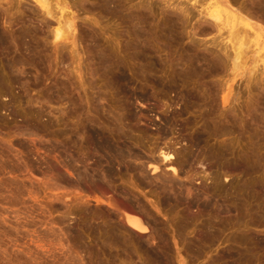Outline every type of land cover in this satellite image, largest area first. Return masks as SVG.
Instances as JSON below:
<instances>
[{
	"label": "rangeland",
	"instance_id": "obj_1",
	"mask_svg": "<svg viewBox=\"0 0 264 264\" xmlns=\"http://www.w3.org/2000/svg\"><path fill=\"white\" fill-rule=\"evenodd\" d=\"M28 1L0 0V36L6 41L0 46V264H235L242 252H249L250 257L247 262L244 257L242 264H264V249L259 247V241L264 242V20L246 11L252 0H237L248 4L243 3L246 7L241 11L238 2L231 0L236 4L231 2L230 9L239 11L242 20L227 18L225 12L221 29L211 27V20L202 24L206 18L201 20L199 12L212 10L211 0L196 4L190 0H117L108 11L102 7L104 0H68L63 10L70 15L57 5L54 8L61 21L74 18L75 44L71 38L54 43L51 31L57 27L56 19ZM238 29L248 54L244 68L235 73L232 61H226L220 51L225 43L233 58L236 40L232 33ZM135 56H143L140 63ZM121 71L128 74L127 80L120 79ZM181 71L193 74L183 80ZM227 98L229 105L224 102ZM163 130L170 132L168 137L161 134ZM94 132L97 136H92ZM104 139L118 147H131L134 156L128 153L131 158L125 160L126 165L142 167L147 175L115 163L112 176H106L107 155L94 148ZM158 147H171L177 160L186 155L191 160L175 174L162 162L155 173L146 161L159 158ZM253 151L258 158L254 159ZM202 152L204 157L210 153L211 159L198 161ZM243 161L259 166V171L247 177L241 171H229L228 165ZM148 178L160 180L154 184ZM167 178L176 182L183 195L192 188L189 198L194 196V205L213 194L207 199H212L214 210L201 213L202 205H192L190 210L175 200L164 205L161 188ZM243 183L251 187L248 194ZM216 186L220 189L209 190ZM124 201L133 205L128 204V213L138 214L151 227L152 232L144 237L135 234L146 244L150 241L148 246H155L162 260L137 242L141 251L135 242L110 247L102 237L103 228L99 233L101 225L126 223ZM188 213L194 225L181 230L182 217ZM206 225L213 230L208 240L204 239ZM153 232L163 234V243L153 239ZM245 235L253 237L252 251L239 244Z\"/></svg>",
	"mask_w": 264,
	"mask_h": 264
},
{
	"label": "bare ground",
	"instance_id": "obj_2",
	"mask_svg": "<svg viewBox=\"0 0 264 264\" xmlns=\"http://www.w3.org/2000/svg\"><path fill=\"white\" fill-rule=\"evenodd\" d=\"M2 1V0H1ZM26 1V0H25ZM30 1H32V0H30ZM30 1H28L29 3H31ZM38 6H40V8H42L43 10H45V13H44V11H43V13L45 14V15H47V16H49V17H51V18H54V19H56L55 21L57 22V27H56V29H54L53 31H51L52 32V34H53V38H54V43H59L60 41H62V40H69L70 38L71 39H74L73 40V44H75V39H76V37H75V35H74V32H75V22H74V18L73 17H68L67 15H70V14H68V13H66L63 9H65L64 7L66 6V7H68V0H33ZM116 1L117 0H104V2H103V8H104V10L105 11H108V10H110L111 8H112V6H116ZM161 1V0H160ZM163 2H165L166 0H162ZM187 1H189V0H187ZM190 1H194L195 2V4L196 3H199V1L198 0H190ZM189 1V2H190ZM202 1V0H201ZM212 2H213V8H212V10H208V11H206L205 12V10L204 11H202V12H199L200 13V15L203 17V18H201V20L203 19V20H205L204 19V17L206 18V20H205V23H202V24H207L208 22H206V21H209V20H211V27H213L212 25H214V28H218V29H221V27L225 24V18L226 17H224V13L226 12L227 13V18H229V16H233L234 17V20H237L238 21V19H240L242 16H240L239 17V15H241V13L239 12V11H237L238 13H240V14H235V13H237V12H235V13H233V11L230 9V5H231V2H233L234 3V1H237V0H234V1H231V0H211ZM249 1V0H248ZM248 1L246 0L245 2L246 3H248ZM21 2H22V0H21ZM84 2V1H83ZM85 2H87V1H85ZM147 2V1H146ZM238 3H239V1H237ZM245 2H242V5L239 3H237V5L238 6H236V7H239V10L241 11V9L240 8H244V6L245 5H248V4H246ZM20 3V2H19ZM24 3V2H23ZM166 3V2H165ZM168 3V2H167ZM243 3L245 4V5H243ZM22 4V3H21ZM81 4V3H80ZM84 4V3H83ZM120 4V3H119ZM124 4V3H123ZM194 4V5H195ZM234 4H236V2L234 3ZM59 6L60 7V10H63L64 11V13L65 14H67L66 16V18L64 19V21H61V19H58L59 17L56 15V12H55V6ZM171 5H173V4H171ZM181 5H183V4H181ZM239 5H241V6H243V7H240ZM142 6V5H141ZM146 6V5H145ZM187 6V5H186ZM233 6V5H232ZM250 7L249 8H245L246 9V11L247 12H249V13H251V14H253L255 17H257L258 19L259 18H262L263 20H264V0H252L251 1V3H250V5H249ZM83 7H84V5H83ZM118 7H120V5L118 6ZM182 7V6H181ZM236 7H235V9H236ZM246 7V6H245ZM74 8H75V6H74ZM77 8H79L78 6H77ZM124 9V8H123ZM149 9V8H148ZM151 9V8H150ZM153 9H155V8H153ZM238 9V8H237ZM236 9V10H237ZM59 10V11H60ZM79 10V9H78ZM87 10V9H86ZM85 10V11H86ZM101 10V9H100ZM129 10V9H128ZM178 10V9H177ZM235 10V11H236ZM243 10V9H242ZM130 11V10H129ZM187 13H188V11H186ZM61 13H63V12H61ZM115 13V12H114ZM191 13V12H190ZM203 13H205V15L203 16ZM245 14H246V12H244ZM243 13V14H244ZM42 14V13H41ZM58 14V13H57ZM60 14V13H59ZM72 14V13H71ZM126 14V13H125ZM168 14V13H167ZM176 14V13H175ZM174 14V15H175ZM251 14H249V16L251 15ZM62 15V14H61ZM131 15V14H130ZM129 15V16H130ZM146 15V14H145ZM199 15V16H200ZM247 15V14H246ZM43 16V15H42ZM143 16V15H142ZM170 16V15H169ZM182 16V15H181ZM245 16V15H244ZM248 16V15H247ZM254 16H253V18H254ZM58 17V18H57ZM63 17H64V14H63ZM132 17H134V16H132ZM140 17V16H139ZM176 17V16H175ZM171 18V17H170ZM172 18H174V17H172ZM192 18V17H191ZM208 18V19H207ZM244 18V17H243ZM252 18V17H251ZM250 18V19H251ZM252 18V19H253ZM122 19V18H121ZM127 19V18H126ZM130 19V18H129ZM186 19V18H185ZM254 19H256V18H254ZM257 19V20H258ZM261 19V20H262ZM177 20H179V19H177ZM187 20V19H186ZM190 20H192V19H190ZM200 20V21H201ZM241 20H242V18H241ZM247 20V19H246ZM260 20V19H259ZM260 20V21H261ZM46 21V20H45ZM133 21V20H132ZM142 21V20H141ZM151 21V20H150ZM153 21V20H152ZM49 22V21H48ZM149 22V21H148ZM155 22V21H154ZM203 22V21H202ZM245 22V25H248L249 27H252V29L253 28H255V29H258L257 27H256V25L255 26H252V24H249V23H247V21H244ZM259 22V21H258ZM124 23V22H123ZM160 23V22H159ZM171 23V22H170ZM169 23V24H170ZM51 24V23H50ZM53 24V23H52ZM134 24V23H133ZM175 24V23H174ZM174 24H173V26H174ZM255 24V23H254ZM264 24V23H263ZM149 25V24H148ZM182 25V24H181ZM180 25V26H181ZM199 25V24H198ZM49 26V25H48ZM138 26H139V24H138ZM143 26V25H142ZM161 26V25H160ZM197 26V25H196ZM202 26V25H201ZM129 27V26H128ZM135 27V26H134ZM144 27V26H143ZM162 27V26H161ZM248 27V28H249ZM139 28V27H138ZM213 28V29H214ZM241 28V27H240ZM243 28V27H242ZM141 29V28H140ZM139 29V30H140ZM149 29V28H148ZM181 29V28H180ZM1 30V29H0ZM31 30V29H30ZM37 30V29H36ZM151 30V29H150ZM172 30H173V28H172ZM175 30V29H174ZM204 30V29H203ZM207 30V29H206ZM210 30V29H209ZM215 30V29H214ZM259 30V29H258ZM143 31V30H142ZM198 31V30H197ZM238 31L239 32H236V34L235 33H232V37L234 36V40H236L235 42H234V46H232V47H234L233 49V58H232V56L229 54V49H228V46H225V43H223L224 44V47H222V51H220V52H222V53H224L223 54V58H225L226 59V61H232V69H233V71L236 73V71L238 70V69H240V68H244V65H246L245 63L246 62H244V60L246 59V57H247V54H248V51H247V47L245 46V44H244V42H243V38H242V34H240L241 35V37L240 36H238V34L240 33V31H242V30H239L238 29ZM247 31H249V30H247ZM9 32V31H8ZM151 32H153V31H151ZM196 32V31H195ZM13 33V32H12ZM76 33V32H75ZM146 33V32H145ZM148 33V32H147ZM204 33V32H203ZM4 34H5V32H4ZM18 34V33H17ZM154 34V33H153ZM250 34H252V33H250ZM256 34V33H255ZM143 35V34H142ZM147 35V34H146ZM163 35V34H162ZM197 35V34H196ZM11 36V35H10ZM31 36V35H30ZM181 36V35H180ZM183 36V35H182ZM194 36V35H193ZM219 36V35H218ZM263 36V35H262ZM15 37V36H14ZM20 37V36H19ZM18 37V38H19ZM143 37V36H142ZM142 37H139V39L141 38L142 39ZM158 37V36H157ZM219 37H221V36H219ZM251 37V36H250ZM144 38H146V37H144ZM149 38V37H148ZM181 38H184V37H181ZM192 38V37H191ZM247 39L249 38V36L248 37H246ZM254 38V37H253ZM2 39H4L3 38V36L1 37L0 36V46H1V42L2 43H4V42H6V41H2ZM134 39V38H133ZM250 39V38H249ZM248 39V40H249ZM252 39V38H251ZM132 40V39H131ZM130 40V41H131ZM149 40V39H148ZM223 40V39H222ZM139 41V40H138ZM150 41V40H149ZM193 41V40H192ZM257 41V40H256ZM8 42V41H7ZM170 42V41H169ZM173 42V41H172ZM179 43H180V41H178ZM194 42V41H193ZM215 42V41H214ZM249 42V41H248ZM260 42V41H259ZM9 43V42H8ZM24 43V42H23ZM63 44H64V42H62ZM67 43V42H66ZM68 44V43H67ZM66 44V45H67ZM139 44V43H138ZM195 44V43H194ZM208 44H209V42H208ZM21 45V44H20ZM128 45V44H127ZM145 45H148V44H145ZM198 45V44H197ZM215 46L217 45V44H214ZM13 46V45H12ZM56 46V45H55ZM166 46H167V44H166ZM193 46V45H192ZM214 46V47H215ZM220 45H218L217 47H219ZM4 47V46H3ZM19 47V46H18ZM23 47H25L24 45H23ZM35 47V46H34ZM140 47V46H139ZM246 47V48H245ZM64 48V47H63ZM191 48V47H190ZM231 48V47H230ZM141 49V48H140ZM143 49V48H142ZM218 49V48H217ZM224 49V50H223ZM250 49V48H249ZM105 50V49H104ZM220 50V49H219ZM152 51V50H151ZM190 51V50H189ZM193 51V50H192ZM250 51V50H249ZM143 52V51H142ZM212 52V51H211ZM217 52V51H216ZM134 53V52H133ZM140 54V53H139ZM157 54V53H156ZM211 54V53H210ZM219 54V53H218ZM104 55V54H103ZM142 55V54H141ZM198 55V54H197ZM106 56V55H105ZM114 56V55H113ZM112 56V57H113ZM131 56V55H130ZM196 56V55H195ZM206 56V55H205ZM111 57V56H110ZM138 56H135V57H133V59L134 60H136V61H139L141 58L140 57H138ZM167 57V56H166ZM182 57V56H181ZM207 57V56H206ZM214 57V56H213ZM263 57V56H262ZM137 58V59H136ZM151 58V57H150ZM153 58V57H152ZM168 58V57H167ZM198 58H200L199 56H198ZM211 58V57H210ZM220 59H222V57H220V55H219V60ZM133 60V61H134ZM147 60V59H146ZM185 60V59H184ZM208 60V59H207ZM223 60V59H222ZM119 61H120V58H119ZM141 61V60H140ZM140 61H139V63H140ZM165 61V60H164ZM181 61H182V59H181ZM180 61V62H181ZM187 61V60H186ZM192 61V60H191ZM201 61L202 60H200V62L199 63H201ZM143 62V61H142ZM141 62V63H142ZM174 62V61H173ZM180 62H178V63H180ZM188 62V61H187ZM208 62V61H207ZM219 62V61H218ZM256 62V61H255ZM104 63H106V62H104ZM110 63V62H109ZM138 63V62H137ZM159 63V62H158ZM164 63V62H163ZM162 63V64H163ZM189 63V62H188ZM191 63V62H190ZM217 63V62H216ZM102 64V63H101ZM107 64H108V62H107ZM125 64V63H124ZM167 64V63H166ZM172 64V63H171ZM185 64V63H184ZM225 64V63H224ZM228 64H230V63H228ZM227 64V65H228ZM111 65V64H110ZM120 65V64H119ZM109 66V65H108ZM116 66V65H115ZM125 66V65H124ZM150 66V65H149ZM148 66V67H149ZM191 67H192V65H190ZM197 66V65H196ZM195 66V67H196ZM216 66V65H215ZM143 67V66H142ZM176 67H178V66H176ZM181 67L183 68V66H182V64H181ZM180 67V68H181ZM187 67H188V65H187ZM194 67V68H195ZM200 67V66H199ZM203 67V66H202ZM227 67V66H226ZM110 68V67H109ZM124 68V67H123ZM122 68V69H123ZM139 68V67H138ZM146 68H147V66H146ZM169 68V67H168ZM193 68V67H192ZM191 68V69H192ZM197 68V67H196ZM204 68V67H203ZM115 69V68H114ZM125 69V68H124ZM135 69V68H134ZM149 69H150V67H149ZM199 69V68H198ZM201 69V68H200ZM253 69V68H252ZM262 69V68H261ZM128 70V69H127ZM145 70V69H144ZM143 70V71H144ZM148 70V69H147ZM173 70V69H172ZM183 71H184V69H182ZM188 70H190V68L188 67ZM219 70V69H218ZM113 71V70H112ZM124 71V70H123ZM132 71H134V70H132ZM150 71V70H149ZM154 71V70H153ZM175 71V70H174ZM177 71H180V70H177ZM176 71V72H177ZM193 71V70H192ZM196 71V70H195ZM208 71V70H207ZM209 71H211V70H209ZM251 71H253V70H251ZM110 72V71H109ZM128 72V71H127ZM182 72V71H181ZM203 72V71H202ZM222 72V71H221ZM259 72V71H258ZM121 73H122V71H121ZM148 73V72H147ZM152 73V72H151ZM155 73V72H154ZM184 73H186V75H184L183 74V72H182V74H183V76H185V77H183L182 78V76L180 77V78H182L183 80L185 79V78H187V77H189L191 74H193V73H191L190 72V74L188 75L187 74V72H184ZM252 74H253V72H251ZM8 74V73H7ZM105 74V73H104ZM109 74V73H108ZM133 74V73H132ZM136 74V73H135ZM153 74V73H152ZM156 74V73H155ZM174 74V73H173ZM176 74H178V72L176 73ZM233 74V73H232ZM246 74V73H245ZM15 75V74H14ZM112 75V74H111ZM128 75V74H127ZM126 74H124V73H122L121 74V77H120V79L121 80H127V76ZM139 75V74H138ZM140 75H141V73H140ZM143 75H145V74H143ZM148 75V74H147ZM151 75V74H150ZM166 75V74H165ZM171 75H172V73H171ZM179 75V74H178ZM178 75H177V77H178ZM254 75V74H253ZM255 75H257V74H255ZM110 76V75H109ZM127 76V77H126ZM130 76V75H129ZM142 77V76H141ZM176 77V78H177ZM237 77V76H236ZM250 77H251V75H250ZM253 77V76H252ZM251 77V78H252ZM17 78V77H16ZM139 78V77H138ZM146 78V77H145ZM144 78V79H145ZM17 79H19V78H17ZM130 79V78H129ZM134 79V78H133ZM169 79V78H168ZM181 79V80H182ZM189 79V78H188ZM3 80V79H2ZM5 80V79H4ZM170 80V79H169ZM185 80H187V79H185ZM190 80V79H189ZM19 81V80H18ZM153 81V80H152ZM173 81V80H172ZM191 81V80H190ZM248 81V80H247ZM261 81V80H260ZM186 82V81H185ZM5 83V82H4ZM127 83V82H126ZM169 83V82H168ZM254 83V82H253ZM154 84V83H153ZM250 84V83H249ZM160 85H162V84H160ZM248 86V85H247ZM170 87V86H169ZM173 87V86H172ZM171 87V88H172ZM231 89H230V91L232 90V87H230ZM3 89L2 88H0V91H1V93L3 92L2 91ZM229 91V92H230ZM165 93V92H164ZM230 93H233V92H230ZM228 94V96H231V94ZM125 94V93H124ZM160 94V93H159ZM188 96H190V95H188ZM192 96V95H191ZM190 96V97H191ZM210 96V95H209ZM227 96V97H228ZM191 98H193V97H191ZM225 98V97H224ZM231 98L233 99V97L231 96ZM124 99V98H123ZM187 99V98H186ZM188 99H189V97H188ZM196 99V98H195ZM195 99H193V100H195ZM200 99V97H198V100ZM202 99V98H201ZM229 98H227V99H223L224 100V102H228V101H231V100H228ZM190 100V99H189ZM122 101V100H121ZM197 101V100H196ZM199 101H201V100H199ZM211 101V100H210ZM202 102V101H201ZM196 103V102H195ZM212 103V102H211ZM231 103V102H230ZM236 103V102H235ZM228 104V103H227ZM234 104V103H233ZM132 105V104H131ZM195 105H197V104H195ZM198 105H200L199 103H198ZM208 105V104H207ZM226 105V104H225ZM229 105V104H228ZM123 106V105H122ZM199 107V106H198ZM206 107V106H205ZM186 108H188L187 106H186ZM212 108V107H211ZM185 109V108H184ZM189 110V109H188ZM202 110V109H201ZM182 111V110H181ZM185 111V110H184ZM178 112V111H177ZM183 112V111H182ZM188 112V111H187ZM183 113H181V115H182ZM263 114V113H262ZM208 115V114H207ZM15 116H16V114H15ZM14 116V117H15ZM175 116V115H174ZM226 116V115H225ZM122 119V118H121ZM174 119V118H173ZM7 120V119H6ZM32 120V119H31ZM119 120V119H118ZM228 121V120H227ZM232 121V120H231ZM122 122V121H121ZM206 122V121H205ZM28 123V122H27ZM92 124V123H91ZM174 124V123H173ZM114 125V124H113ZM224 125V124H223ZM31 126V125H30ZM29 126V127H30ZM231 126V125H230ZM99 127V126H98ZM111 127V126H110ZM85 128V127H84ZM83 128V129H84ZM100 128V127H99ZM215 128V127H214ZM256 128V127H255ZM135 129V128H134ZM38 131V130H37ZM98 131V130H97ZM99 132V131H98ZM224 132V131H223ZM227 132V131H226ZM235 133V132H234ZM233 133V134H234ZM252 133V132H251ZM161 134L163 135V136H167L168 137V135L170 134V132L168 131V130H163L162 132H161ZM224 134H225V132H224ZM262 134V133H261ZM204 135V134H203ZM222 135V134H221ZM92 136H97L96 135V133L94 132V133H92ZM118 136V135H117ZM254 136V135H253ZM100 137V136H99ZM203 137V136H202ZM95 138V137H94ZM97 138V137H96ZM118 138V137H117ZM200 138V137H199ZM112 139V138H111ZM201 139V138H200ZM199 139V140H200ZM263 139V138H262ZM118 140V139H117ZM130 140V139H129ZM137 140V139H136ZM196 140L198 141V139L196 138ZM202 140V139H201ZM200 140V141H201ZM122 141V140H121ZM199 141V142H200ZM120 142V141H119ZM191 142V141H190ZM123 143V142H122ZM134 143V142H133ZM132 143V144H133ZM131 144V143H130ZM136 144V143H135ZM197 144H198V142H197ZM138 145V144H137ZM193 145V144H192ZM199 145V144H198ZM95 146V145H94ZM138 147V146H137ZM263 147H264V145H263ZM94 148H97V150L98 151H100V152H102V153H105L107 156H104V157H107L106 159H107V165H108V169H107V171L105 172V174H106V176L107 175H109V176H112V174H113V172H114V165H115V163H122V164H125V167L126 168H128V170H130V171H133V172H135V173H142L143 174V176L144 175H147V172H145L144 170L145 169H143L142 167H137V166H133V165H130V164H128V165H126L127 163L125 162V160L126 159H128V157L129 156H127L128 155V153H132V155L134 156V154H133V150L131 149V147H118L117 145L115 146V144H112V142H110L109 140H107V139H104L102 142H100L99 144H96V146L94 147ZM139 148V147H138ZM214 149V148H213ZM215 150V149H214ZM231 150V149H230ZM133 151V152H132ZM260 151H262V150H260ZM153 152V151H152ZM154 153V152H153ZM152 153V154H153ZM157 153H158V156H159V158L157 159V158H155L154 156L153 157H150V158H148L147 159V161H146V163H147V165H149V167H150V169H152L155 173H156V171H158L159 169H160V163L162 164V162H166V164H167V167H168V169L169 170H171L174 174L175 173H177V171H178V167H181V168H185L186 167V164L188 163L187 162V160L188 159H190L191 157H189L188 159L186 158V156H185V158H186V160H184L185 158L184 157H182L180 160H177V159H175V157H174V153H173V149L171 148V147H162V148H159L158 147V150H157ZM252 153V152H251ZM253 153H255L254 151H253ZM259 153V152H258ZM202 154H204L203 152H202ZM206 154V153H205ZM205 154L204 155H200L199 157H198V161H203L205 158V160H207V158H209V157H211L210 156V153H209V155L207 154V156H209V157H204L205 156ZM214 154H216V153H214ZM213 154V155H214ZM230 154V153H229ZM250 154V153H249ZM130 155V154H129ZM212 155V154H211ZM251 155V154H250ZM256 155V153L254 154V159H255V157L257 156H255ZM260 155V154H259ZM99 156V155H98ZM138 156V155H137ZM136 156V157H137ZM140 156V155H139ZM215 156V155H214ZM217 156V155H216ZM252 156V155H251ZM97 157V156H96ZM141 157H143V156H141ZM161 157V158H160ZM194 157V156H193ZM213 157V156H212ZM223 157V156H222ZM260 157V156H259ZM129 158H131V156L129 157ZM139 158V157H138ZM184 158V159H183ZM196 158V157H195ZM224 158V157H223ZM252 158V157H251ZM256 158H258V157H256ZM209 159H211V158H209ZM239 159V158H238ZM249 159L250 158H248V161H249ZM263 159V158H262ZM191 160V159H190ZM189 160V161H190ZM204 160V161H205ZM218 160V159H217ZM237 160V159H236ZM243 160H246V159H243ZM257 160V159H256ZM255 160V162L257 163V162H259L260 163V158L258 159V160H260V161H256ZM264 160V159H263ZM89 161V160H88ZM106 161V160H105ZM134 161V160H133ZM196 161H197V159H196ZM197 161V162H198ZM242 161V160H241ZM251 161H253V160H251ZM125 162V163H124ZM191 162V161H190ZM194 162V161H193ZM215 162V161H214ZM239 162H240V160H239ZM244 163L242 164H238V163H235V164H231V163H229V164H231V165H228V169H229V171H233V173H236V171H241V175L243 174L244 176L246 175V177H247V175H250L251 174V172L253 171H256V172H258L259 170H258V168L260 169V167L259 166H261L262 167V165H259L258 163V167H256L255 165V167H256V169H255V167L254 166H252L250 163H252V162H248L247 163V161L245 162V161H243ZM261 162H263V161H261ZM99 163V162H98ZM142 163V162H141ZM200 163V162H199ZM218 163V162H217ZM224 163V162H223ZM165 164V165H166ZM190 164V163H189ZM193 164V163H192ZM204 164V163H203ZM225 164V163H224ZM253 164V163H252ZM68 166V165H67ZM100 166H102L101 164H100ZM190 167V166H189ZM70 168V167H69ZM213 168V167H212ZM264 168V167H263ZM92 169V168H91ZM90 169V170H91ZM185 170V169H184ZM258 170V171H257ZM148 171V170H147ZM235 171V172H234ZM253 172H252V174H253ZM230 174V173H229ZM254 174H256L255 172H254ZM102 175V174H101ZM139 175V174H138ZM160 175V174H159ZM142 176V177H143ZM164 176V175H163ZM243 176V177H244ZM83 177V176H82ZM138 177V176H137ZM149 177V176H148ZM166 177V176H165ZM245 177V178H246ZM249 177V176H248ZM84 178V177H83ZM147 178V177H146ZM163 178V177H162ZM217 178V177H216ZM80 179H82V178H80ZM142 179V178H141ZM149 179V178H148ZM147 179V180H148ZM151 179V178H150ZM149 179V180H150ZM159 178H157V179H151L153 182H154V184L156 183L157 184V181L156 180H158ZM168 179V178H167ZM167 179H161V180H164V184L162 185V192H163V194H164V196H163V198L161 199L160 198V200H161V202L164 204V203H166V204H168V202H170L171 203V201H174L175 200V202H173V203H176V201L178 202V203H181V205H182V202L183 203H185L187 206L186 207H188V209H193L194 208V206H198L199 205V203L198 204H196V205H194L195 204V199L193 200V198H194V196H192L191 197V199L189 198V195H190V192L192 193V191L190 190V189H192V188H187V190L188 191H186V188L184 187V189H185V191L186 192H188V193H184V194H186V195H183V192H182V190H181V192H180V189H178V187H176V185H174L176 182H173V181H170L169 179V181L167 180ZM255 179V178H254ZM160 180V179H159ZM101 181V180H100ZM145 181V180H144ZM168 181V182H167ZM244 181V180H243ZM246 181V180H245ZM251 181V180H250ZM149 182V181H148ZM151 182V181H150ZM152 182V183H153ZM159 182H162V181H159ZM234 182V181H233ZM78 183V182H77ZM114 183H115V181H114ZM244 183H246V182H244ZM243 183V184H244ZM251 183V182H250ZM170 184H172V185H170ZM238 184L239 183H237V186H238ZM248 185H241V186H244V189L246 190H243L242 189V191H245V192H247V190H248V188L250 187V185H249V183H247ZM252 184H253V182H252ZM91 185V184H90ZM143 185V184H142ZM147 185V184H146ZM161 185V184H160ZM232 185H235L236 186V184H232ZM84 186V185H83ZM111 186V185H110ZM145 186V185H144ZM148 186V185H147ZM219 186V185H218ZM218 186H216V187H212V188H209V190H211V191H214V190H217L219 187ZM235 186H234V188H235ZM249 186V187H248ZM107 187V186H106ZM114 187V186H113ZM117 187V186H116ZM141 187V186H140ZM156 187V186H155ZM190 187V186H189ZM218 187V188H217ZM232 187V186H231ZM239 187V186H238ZM237 187V188H238ZM101 188V187H100ZM127 188V187H126ZM233 188V187H232ZM241 187H239V189H240ZM251 188V187H250ZM84 189V188H83ZM105 189V188H104ZM141 189V188H140ZM143 189H144V187H143ZM220 189V188H219ZM230 189V188H229ZM228 189V190H229ZM238 189V190H239ZM106 190V189H105ZM179 190V191H178ZM128 191V190H127ZM184 191V190H183ZM204 191H206V190H204ZM232 191V190H231ZM234 191L236 192L237 191V189L235 188L234 189ZM241 191V190H240ZM264 191V190H263ZM110 192V191H109ZM129 192V191H128ZM131 192H132V190H131ZM200 192V191H199ZM210 192V191H209ZM217 192V191H216ZM204 193V192H203ZM220 193V192H219ZM227 193V192H226ZM236 193H239V192H236ZM242 193V192H241ZM244 193V192H243ZM250 193V192H249ZM172 194V195H171ZM247 194H248V192H247ZM193 195V194H192ZM204 195V194H203ZM207 196H208V194H206ZM209 195H210V193H209ZM215 195V194H214ZM200 196V195H199ZM206 196V197H207ZM211 196H213V194L211 195ZM211 196H210V198H211ZM234 196H236V194L234 195ZM245 196V195H244ZM124 197V196H123ZM195 197H198V196H196L195 195ZM204 197L205 196H203V200H205L202 204H200V205H202V208L201 207H199V209L201 208V213H202V211L203 210H209V209H211L212 207H214V205L212 204V199L211 200H208L207 198H209V196L207 197V198H205L204 199ZM215 197V196H214ZM122 198V197H121ZM185 198V199H184ZM209 198V199H210ZM120 199V198H119ZM118 198H117V200H119ZM131 199V198H130ZM198 199V198H197ZM196 199V200H197ZM199 199L201 200L202 198H200L199 197ZM199 199H198V201L197 202H200L199 201ZM208 201H211V203L210 202H207V200ZM236 199H238V198H236ZM128 201H129V199H127ZM132 200V199H131ZM130 200V201H131ZM202 200V201H203ZM213 200L215 201V199L213 198ZM242 201L244 200V198H242L241 199ZM247 200V198H245V200L244 201H246ZM249 200V199H248ZM251 200V199H250ZM201 201V202H202ZM237 201V200H236ZM238 201H240V199H238ZM242 201H240V202H242ZM243 201V202H244ZM115 202V201H114ZM119 202V201H118ZM135 202V201H134ZM139 202V201H138ZM130 203L131 202H128V204H129V206H131L130 205ZM144 203V202H143ZM161 203V204H162ZM169 203V204H170ZM177 203V204H178ZM214 203V202H213ZM116 204V203H115ZM122 205H124L125 206V209L124 210H127V211H125V218H126V223H123L122 224V220H120L121 221V223L118 221V222H115L114 221V223L112 224H110V225H106L105 224V226L104 227H102V225H101V227H99V228H97L98 229V231H99V233H101L100 232V230H101V228H103L102 230H103V235H105V236H103L102 235V237H104V239L106 240V243H108L109 245H110V247H113L114 245H116V246H118V245H123V244H126L125 246H127V243H129L128 245H131L132 243H134L135 242V247L137 246V244H136V242L137 243H139V245H140V248L142 249V250H144V251H146V252H148L150 255H152L153 257H156V258H161L162 256H160V253H158V251L159 250H157V251H155L153 248L155 247V246H152L151 248L148 246L149 245V239L147 240V242H148V244H146V243H144L145 241H142V240H140V236L138 237L135 233L136 232H139V234L141 233V235L144 237V235L145 234H148L150 231L152 232V230H150L149 231V229L151 228V227H149L148 226V224L147 223H145V221H143V219L142 218H140V217H138V214H137V216L136 215H134V214H131V212H129L128 213V208L127 207H129L128 206V204H127V201H124V202H122L121 203ZM172 204V203H171ZM176 204V205H177ZM221 204V203H220ZM242 204V203H241ZM117 205V204H116ZM121 205V206H122ZM165 205V204H164ZM179 205V204H178ZM192 205H194L193 207H192ZM199 205V206H200ZM213 205V206H212ZM232 205V204H231ZM115 206V205H114ZM133 206V205H132ZM141 206V205H140ZM143 206V205H142ZM147 206V205H146ZM171 206V205H170ZM185 206V205H184ZM196 206V207H197ZM217 206V205H216ZM259 206V205H258ZM137 207V206H136ZM159 207V206H158ZM127 208V209H126ZM133 207H131L130 209H132ZM146 208V207H145ZM184 208V207H183ZM225 208H226V205H225ZM231 208V207H230ZM187 209V208H186ZM187 209V210H188ZM203 209V210H202ZM213 209V208H212ZM123 210V211H124ZM143 210H144V207H143ZM148 210V209H147ZM183 210V209H182ZM214 210V209H213ZM219 210V209H218ZM94 211V210H93ZM206 211H204V212H206ZM212 211V210H211ZM95 212H96V210H95ZM133 212H135V211H133ZM140 212V211H139ZM209 212H210V210H209ZM227 212H228V210H227ZM238 212V211H237ZM208 213V212H207ZM238 213H240V212H238ZM70 214V213H69ZM99 214V213H98ZM143 214V213H142ZM178 214V213H177ZM181 214V213H180ZM218 214V213H217ZM242 214V213H241ZM264 214V213H263ZM115 215H117V214H115ZM185 215H187V214H185ZM189 215V216H188ZM188 215H187V217H182L183 218V221L181 220V224H180V229L182 230L183 228L185 229V227H188V225H190L191 226V224L190 223H192L191 221H193V220H189L190 219V217L192 216V214L190 215V213H188ZM193 215H195V214H193ZM99 216V215H98ZM154 216V215H153ZM241 216V215H240ZM259 216H260V214H259ZM264 216V215H263ZM100 217V216H99ZM98 217V218H99ZM179 217V216H178ZM194 217V216H193ZM261 217V216H260ZM85 218V217H84ZM91 218V217H90ZM101 218V217H100ZM170 218V217H169ZM240 218V217H239ZM264 218V217H263ZM86 219V218H85ZM92 219V218H91ZM194 219V218H193ZM218 219V218H217ZM155 220V219H154ZM219 220V219H218ZM111 221V220H110ZM151 221V220H150ZM81 222H83V220L81 221ZM205 222V221H204ZM106 223V222H105ZM173 223V222H172ZM126 224V225H125ZM149 224H150V222H149ZM177 224V223H176ZM242 224H243V222H242ZM175 225V224H174ZM192 225H194L193 223H192ZM234 225V224H233ZM246 225H248V223L246 224ZM209 226V225H208ZM207 225H206V227H205V229H207L206 230V232L204 231V233H206L205 234V236H204V239L205 240H208V239H211V237L213 236L212 235V225L210 226V227H208ZM89 227H91V226H89ZM203 227V226H202ZM224 227V226H223ZM198 228V227H197ZM91 229V228H90ZM96 228H95V231L97 230ZM100 229V230H99ZM176 229H178V228H176ZM190 229V228H189ZM232 229V228H231ZM93 229H91L90 231H92ZM212 230V231H211ZM225 230V229H224ZM246 230V229H245ZM177 231V230H176ZM186 231V230H185ZM188 231V230H187ZM236 231V230H235ZM234 231V232H235ZM240 231V230H239ZM97 232V231H96ZM159 232V231H158ZM181 232V231H180ZM216 232V231H215ZM246 232V231H245ZM160 233V232H159ZM163 233V232H162ZM185 233H187V232H185ZM184 233V234H185ZM192 233V232H191ZM81 234V233H80ZM79 234V235H80ZM126 235V236H123V235ZM179 234V233H178ZM238 234V233H237ZM77 235H78V233H77ZM87 235V234H86ZM95 235H97V234H95ZM150 235V234H149ZM153 239H156L157 238V240H159V243L160 242H162L163 243V234H162V236H161V234H158V233H156V232H153ZM151 235V236H152ZM180 235V234H179ZM248 235V234H247ZM128 236V237H127ZM141 236V237H142ZM187 236H189V235H187ZM221 236V235H220ZM233 236H235L234 234H233ZM244 236V235H243ZM75 237V236H74ZM78 237H80V236H78ZM77 237V238H78ZM101 237V236H100ZM125 237H127V238H125ZM217 237H219V235H217ZM250 237V236H249ZM249 237H247L246 235H245V237H243V238H240V239H242V240H240V243L239 244H243V245H245V248H246V246H247V249L248 250H250V251H252V249H253V246L252 245H250V244H252V243H250V242H252L251 240L253 239V237L250 239ZM73 238V237H72ZM76 238V237H75ZM82 238V237H81ZM85 238H87V237H85ZM159 238V239H158ZM239 238V237H238ZM102 239V238H101ZM146 239V238H145ZM76 240V239H75ZM79 240V239H78ZM100 240V239H99ZM98 240V241H99ZM136 240H138V241H136ZM151 240V239H150ZM157 240H155V241H157ZM168 240V239H167ZM200 240H202V239H200ZM214 240V239H213ZM232 240H233V238H232ZM77 241V240H76ZM104 241V240H103ZM103 241H102V243H103ZM165 241V240H164ZM234 241V240H233ZM238 241H239V239H238ZM73 242H74V239H73ZM78 242V241H77ZM89 242V241H88ZM100 242V241H99ZM132 242V243H131ZM199 242V241H198ZM237 242V241H236ZM260 243H259V247L261 248V250H263L264 249V242H261V241H259ZM105 243V244H106ZM131 243V244H130ZM168 243V242H167ZM214 243V242H213ZM74 244V243H73ZM77 244V243H76ZM75 244V245H76ZM108 244H106V247H108L109 245ZM203 244V243H202ZM234 244V243H233ZM239 244H237V245H239ZM241 244V245H242ZM91 245V244H90ZM89 245V246H90ZM93 245V244H92ZM103 245V244H102ZM108 245V246H107ZM134 245V244H133ZM138 245V246H139ZM151 245V244H150ZM163 245V244H162ZM241 245H239L240 247H241ZM86 246V245H85ZM115 246V247H116ZM124 246V247H125ZM160 246V245H159ZM165 246H166V243H165ZM234 246H236V245H234ZM102 247H105V246H101V248ZM105 247V248H106ZM163 247V246H162ZM109 248V247H108ZM117 248V247H116ZM119 248V247H118ZM121 248V247H120ZM128 248V247H127ZM169 248V247H168ZM186 248V247H185ZM236 248H237V246H236ZM110 249V248H109ZM115 249V248H114ZM123 249V248H122ZM136 249H139V247L137 248L136 247ZM238 249V248H237ZM236 249V250H237ZM244 249V248H243ZM246 249V250H247ZM69 250V249H68ZM75 250V249H74ZM97 250V249H96ZM102 249H100V251H101ZM108 250V249H107ZM106 250V251H107ZM140 250V249H139ZM189 250H190V248H189ZM233 250V249H232ZM239 250V249H238ZM258 250V249H257ZM73 251V250H72ZM89 251H90V249H89ZM88 251V253H91V252H89ZM103 251L106 253V251H105V249H103ZM133 251V250H132ZM141 251V250H140ZM139 251V252H140ZM241 250H239V253H241L240 252ZM256 251V250H255ZM254 251V252H255ZM259 251V250H258ZM264 251V250H263ZM80 252V251H79ZM78 252V253H79ZM98 252H99V250H98ZM113 252V251H112ZM127 253H128V251H126ZM129 252H131V251H129ZM194 252V251H193ZM198 252V251H197ZM229 252V251H228ZM93 253H96L94 250H93ZM119 253H120V251H119ZM125 253V252H124ZM189 253V252H188ZM238 253V252H237ZM236 253V254H237ZM244 252H242V254L241 255H239V257L236 259V261L235 262H233V263H235V264H242L243 262H242V260H244V257H246L247 259H245L244 261L245 262H247V260L248 259H250V257H249V252L247 253V252H245V254H243ZM258 253V252H257ZM256 253V254H257ZM76 254V253H75ZM92 254V253H91ZM130 254V253H129ZM136 254V253H135ZM139 254V253H138ZM166 254V253H165ZM168 254V253H167ZM86 255V254H85ZM107 255V254H106ZM125 256V255H124ZM131 256V255H130ZM165 256V255H164ZM231 256V255H230ZM72 257V256H71ZM87 257V256H86ZM134 257V256H133ZM147 257H149L148 255H147ZM169 257V256H168ZM254 257H256L255 255H254ZM90 258H92V257H90ZM94 258H95V256H94ZM152 258V257H151ZM166 258V257H165ZM231 258V257H230ZM260 257H258V259H259ZM83 259V258H82ZM103 259V258H102ZM80 260V259H79ZM94 260H98V259H94ZM109 260V259H108ZM161 260H162V258H161ZM227 260V259H226ZM256 260V259H255ZM103 261V260H102ZM249 261V260H248ZM251 261V260H250ZM77 262V261H76ZM162 262H164V261H162ZM101 263V262H100ZM147 263V262H146ZM79 264V263H78ZM85 264V263H84ZM91 264V263H90ZM98 264V263H97ZM152 264V263H151ZM158 264V263H157ZM230 264H232V263H230Z\"/></svg>",
	"mask_w": 264,
	"mask_h": 264
}]
</instances>
